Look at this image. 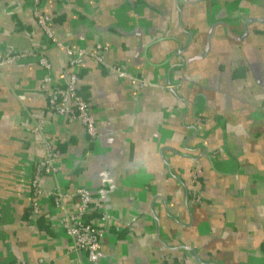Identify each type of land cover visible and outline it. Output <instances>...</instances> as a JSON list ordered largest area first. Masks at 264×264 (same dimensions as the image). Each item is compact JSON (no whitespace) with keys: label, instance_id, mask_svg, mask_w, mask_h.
<instances>
[{"label":"crops","instance_id":"0c3cea01","mask_svg":"<svg viewBox=\"0 0 264 264\" xmlns=\"http://www.w3.org/2000/svg\"><path fill=\"white\" fill-rule=\"evenodd\" d=\"M41 5L57 39L100 44L103 59L78 68L95 137L44 112L60 155L56 178L40 184L88 188V219L104 233L88 261L68 252L50 198L30 212L44 69L17 59L0 65V264H264V0ZM8 49L40 50L61 82L67 56L29 0H0V59Z\"/></svg>","mask_w":264,"mask_h":264},{"label":"built area","instance_id":"2783aa9c","mask_svg":"<svg viewBox=\"0 0 264 264\" xmlns=\"http://www.w3.org/2000/svg\"><path fill=\"white\" fill-rule=\"evenodd\" d=\"M29 3L36 25L42 35L50 44L63 49L67 56L65 67L60 73L61 82L52 77L50 73L51 64L40 50L8 49L3 58L0 59V65H2L32 56L44 69L40 88L43 90L46 100L43 111L37 116L35 126L32 129L38 134L43 154L41 159L35 161L33 174L29 179L30 209L34 214H38L40 211L39 196L50 198L52 205L58 210L60 222L70 240L68 252L83 253L88 261H94L98 256L104 228L87 219L88 213L92 209L91 192L84 186L65 190L57 182L52 188H46L40 184V180L43 175H51L56 178L57 160L60 155L59 149L44 132V112L61 115L67 122L82 125L90 138L96 135L95 119L90 113L89 103L78 92L77 80L78 68L82 59L89 57L101 62L103 59L102 47L100 44H96L93 48L69 47L53 34V17L43 9L41 0H29ZM110 68L118 70L115 66H110ZM199 198L198 193H193L191 200L198 201Z\"/></svg>","mask_w":264,"mask_h":264},{"label":"trees","instance_id":"16d2710c","mask_svg":"<svg viewBox=\"0 0 264 264\" xmlns=\"http://www.w3.org/2000/svg\"><path fill=\"white\" fill-rule=\"evenodd\" d=\"M30 212H31V209H30ZM87 219H88V216H87Z\"/></svg>","mask_w":264,"mask_h":264}]
</instances>
